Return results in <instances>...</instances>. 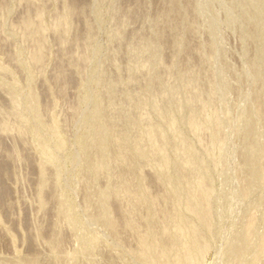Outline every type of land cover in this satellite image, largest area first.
<instances>
[{"label": "rangeland", "instance_id": "1", "mask_svg": "<svg viewBox=\"0 0 264 264\" xmlns=\"http://www.w3.org/2000/svg\"><path fill=\"white\" fill-rule=\"evenodd\" d=\"M0 178V264H264V0H0Z\"/></svg>", "mask_w": 264, "mask_h": 264}, {"label": "bare ground", "instance_id": "2", "mask_svg": "<svg viewBox=\"0 0 264 264\" xmlns=\"http://www.w3.org/2000/svg\"><path fill=\"white\" fill-rule=\"evenodd\" d=\"M2 173H3V172H2ZM1 175H3V174H1ZM0 179H1V178H0ZM124 193H125V192H124ZM129 223H130V222H129ZM182 233H183V232H182ZM182 233H181V234H182ZM190 233H191V232H190ZM183 250H184V249H183Z\"/></svg>", "mask_w": 264, "mask_h": 264}]
</instances>
